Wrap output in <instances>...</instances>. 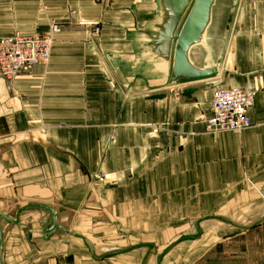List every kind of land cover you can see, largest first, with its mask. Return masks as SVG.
Returning a JSON list of instances; mask_svg holds the SVG:
<instances>
[{
    "label": "crops",
    "instance_id": "1",
    "mask_svg": "<svg viewBox=\"0 0 264 264\" xmlns=\"http://www.w3.org/2000/svg\"><path fill=\"white\" fill-rule=\"evenodd\" d=\"M154 6L0 0V39L60 26L47 65L0 78L2 264H173L264 218V0H237L218 78L161 88L120 54ZM218 86L254 92L250 127L205 131Z\"/></svg>",
    "mask_w": 264,
    "mask_h": 264
},
{
    "label": "water",
    "instance_id": "2",
    "mask_svg": "<svg viewBox=\"0 0 264 264\" xmlns=\"http://www.w3.org/2000/svg\"><path fill=\"white\" fill-rule=\"evenodd\" d=\"M218 0H155L152 16L141 30L133 31L126 51L121 52L129 70L142 69L154 80L156 87H176L216 79L220 76L222 58L230 33L237 0L227 14L219 42V49L210 42ZM201 52L202 63L192 61L193 50ZM50 207L29 205L26 208ZM264 222L261 220L238 226L247 231ZM51 225L48 232H53ZM89 244V243H88ZM92 247V244H89ZM2 233L0 232V251ZM93 248V247H92ZM0 264H2L0 258Z\"/></svg>",
    "mask_w": 264,
    "mask_h": 264
},
{
    "label": "built area",
    "instance_id": "3",
    "mask_svg": "<svg viewBox=\"0 0 264 264\" xmlns=\"http://www.w3.org/2000/svg\"><path fill=\"white\" fill-rule=\"evenodd\" d=\"M60 26L53 24L41 34L14 33L0 39V78L13 81L20 73L36 65H47ZM264 38V30H263ZM264 61V54H263ZM254 92L234 86L213 89L211 115L204 121L206 132H239L251 126L247 111L252 107ZM93 178L99 179L98 175Z\"/></svg>",
    "mask_w": 264,
    "mask_h": 264
},
{
    "label": "rangeland",
    "instance_id": "4",
    "mask_svg": "<svg viewBox=\"0 0 264 264\" xmlns=\"http://www.w3.org/2000/svg\"><path fill=\"white\" fill-rule=\"evenodd\" d=\"M223 2L217 1L215 22L209 37L210 42L217 47L219 42L215 40L221 36L224 26V21L218 16ZM170 259L173 264H264V224L247 231L238 230L227 238L209 244L205 249H197L191 254L188 251L179 252Z\"/></svg>",
    "mask_w": 264,
    "mask_h": 264
}]
</instances>
